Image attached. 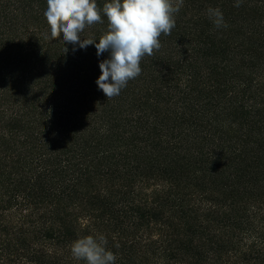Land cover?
Returning a JSON list of instances; mask_svg holds the SVG:
<instances>
[{
    "label": "trees",
    "instance_id": "1",
    "mask_svg": "<svg viewBox=\"0 0 264 264\" xmlns=\"http://www.w3.org/2000/svg\"><path fill=\"white\" fill-rule=\"evenodd\" d=\"M234 3L184 0L108 100L109 52L0 0V264H84L72 242L100 234L115 264H264V0Z\"/></svg>",
    "mask_w": 264,
    "mask_h": 264
},
{
    "label": "clouds",
    "instance_id": "2",
    "mask_svg": "<svg viewBox=\"0 0 264 264\" xmlns=\"http://www.w3.org/2000/svg\"><path fill=\"white\" fill-rule=\"evenodd\" d=\"M184 0H110L102 10L96 0H47L44 13L50 28V39L61 36L65 43L78 44L81 49L95 45L97 56L109 52L99 63L101 75L98 88L109 99L120 95L130 80L137 78L142 59L161 48V35H170L175 28V15ZM243 0H235L240 7ZM107 17V30L96 43L95 38L81 39V33ZM207 16L216 29L226 28L222 11L207 8ZM67 51V49H66ZM104 235L82 236L71 244V254L84 264H115L116 255L107 249Z\"/></svg>",
    "mask_w": 264,
    "mask_h": 264
}]
</instances>
